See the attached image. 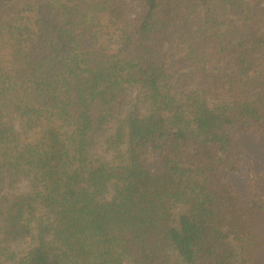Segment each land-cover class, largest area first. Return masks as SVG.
Segmentation results:
<instances>
[{
	"label": "trees",
	"instance_id": "1",
	"mask_svg": "<svg viewBox=\"0 0 264 264\" xmlns=\"http://www.w3.org/2000/svg\"><path fill=\"white\" fill-rule=\"evenodd\" d=\"M0 264H264V0H0Z\"/></svg>",
	"mask_w": 264,
	"mask_h": 264
},
{
	"label": "rangeland",
	"instance_id": "2",
	"mask_svg": "<svg viewBox=\"0 0 264 264\" xmlns=\"http://www.w3.org/2000/svg\"><path fill=\"white\" fill-rule=\"evenodd\" d=\"M129 92H130V98H133L134 97V91L133 90H129ZM129 109V107L127 106V108H126V111ZM125 111V112H126ZM110 128L111 127H107L106 128V130H103L102 132H99L98 134H97V138L98 139H101V138H103L104 137V135L106 134V133H108V131H110ZM102 149V145H99V147H98V150H101ZM22 246L21 245H19L17 248H21Z\"/></svg>",
	"mask_w": 264,
	"mask_h": 264
}]
</instances>
